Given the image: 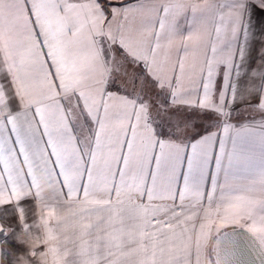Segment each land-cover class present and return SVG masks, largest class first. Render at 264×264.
I'll use <instances>...</instances> for the list:
<instances>
[{
	"label": "snow or ice",
	"instance_id": "6c2138e0",
	"mask_svg": "<svg viewBox=\"0 0 264 264\" xmlns=\"http://www.w3.org/2000/svg\"><path fill=\"white\" fill-rule=\"evenodd\" d=\"M0 264H264V0H0Z\"/></svg>",
	"mask_w": 264,
	"mask_h": 264
}]
</instances>
